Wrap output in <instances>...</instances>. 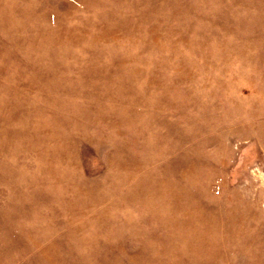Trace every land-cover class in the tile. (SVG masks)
I'll return each instance as SVG.
<instances>
[{
    "label": "rangeland",
    "instance_id": "obj_1",
    "mask_svg": "<svg viewBox=\"0 0 264 264\" xmlns=\"http://www.w3.org/2000/svg\"><path fill=\"white\" fill-rule=\"evenodd\" d=\"M0 264H264V0H0Z\"/></svg>",
    "mask_w": 264,
    "mask_h": 264
}]
</instances>
